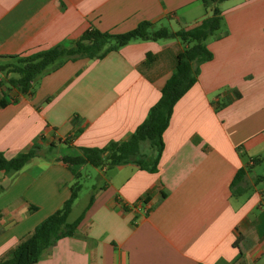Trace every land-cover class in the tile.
I'll list each match as a JSON object with an SVG mask.
<instances>
[{
    "label": "crops",
    "instance_id": "crops-1",
    "mask_svg": "<svg viewBox=\"0 0 264 264\" xmlns=\"http://www.w3.org/2000/svg\"><path fill=\"white\" fill-rule=\"evenodd\" d=\"M220 8L221 28L206 41L213 58L175 105L154 172L64 158L130 139L175 70L178 39L66 61L28 93L0 73V153L12 159L41 147L20 171H0V261L91 166L104 182L78 215L85 211L77 233L36 264H264V174L255 172L264 163V0ZM206 16L202 0H0V57L72 44L91 28L125 33L152 21L179 31Z\"/></svg>",
    "mask_w": 264,
    "mask_h": 264
},
{
    "label": "trees",
    "instance_id": "trees-1",
    "mask_svg": "<svg viewBox=\"0 0 264 264\" xmlns=\"http://www.w3.org/2000/svg\"><path fill=\"white\" fill-rule=\"evenodd\" d=\"M227 1L229 0H202L207 16L191 27L179 31H172L152 21H143L135 29L125 33L102 32L91 28L72 44L61 43L28 57H0V61H19L20 65H15L9 71L18 77L8 79L7 83L23 93H28L40 75L57 69L66 61L100 60L132 42L178 39L184 49L177 56L175 70L164 85L160 100L150 109L148 117L130 139L111 143L103 149H82L80 156L64 158L66 163L72 165L87 164L97 168L135 163L142 170L154 172L164 152L163 135L169 126L175 105L197 83L201 65L213 58L206 41L220 30L223 21L220 5ZM11 67L9 64L0 65V71ZM144 147L147 148L146 151ZM40 150L41 147L35 144L29 151L21 152L12 159H7L0 153V171L6 174L20 171L39 155ZM244 175L245 171L239 170L232 186L235 187ZM79 178L76 175L77 181L71 187V196L63 206L25 236L0 264H36L46 250L61 239L77 233L85 211L72 222L69 217L83 188ZM259 180L264 181V176ZM92 201L91 199L89 205Z\"/></svg>",
    "mask_w": 264,
    "mask_h": 264
},
{
    "label": "rangeland",
    "instance_id": "rangeland-1",
    "mask_svg": "<svg viewBox=\"0 0 264 264\" xmlns=\"http://www.w3.org/2000/svg\"><path fill=\"white\" fill-rule=\"evenodd\" d=\"M202 13H205V10L202 9ZM162 25L168 27V28H173V29H179V26L177 24L173 23L171 26L169 23H163ZM160 26V25H159ZM18 60H1L0 65H5L9 64L12 65L11 68H6L4 71H0V73L3 75V82L7 83L9 78H16L18 77L17 74L15 73H10V70H13L15 65H20L18 64ZM83 177L80 179L81 184L83 185L82 190L80 191L79 198L74 204L73 211L69 217V221H74L77 216L82 212V210L86 207V205L89 202L90 196L93 194V187L96 185L101 184L104 182L103 177L98 175V172L95 170V168L91 166H87L86 169L83 171ZM255 172L259 175L264 174V163L259 164L255 167Z\"/></svg>",
    "mask_w": 264,
    "mask_h": 264
}]
</instances>
